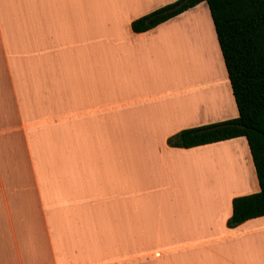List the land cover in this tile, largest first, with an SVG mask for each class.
Listing matches in <instances>:
<instances>
[{
    "label": "crops",
    "instance_id": "0c3cea01",
    "mask_svg": "<svg viewBox=\"0 0 264 264\" xmlns=\"http://www.w3.org/2000/svg\"><path fill=\"white\" fill-rule=\"evenodd\" d=\"M174 1L0 0V264H245L220 253L264 240V215L227 224L260 189L247 139L168 143L238 115L206 1L133 31Z\"/></svg>",
    "mask_w": 264,
    "mask_h": 264
},
{
    "label": "trees",
    "instance_id": "16d2710c",
    "mask_svg": "<svg viewBox=\"0 0 264 264\" xmlns=\"http://www.w3.org/2000/svg\"><path fill=\"white\" fill-rule=\"evenodd\" d=\"M202 1L210 9L238 115L183 129L168 143L188 148L239 136L247 139L260 189L233 198L227 222L233 227L264 215V0H175L135 19L132 29L147 31Z\"/></svg>",
    "mask_w": 264,
    "mask_h": 264
},
{
    "label": "rangeland",
    "instance_id": "374dc122",
    "mask_svg": "<svg viewBox=\"0 0 264 264\" xmlns=\"http://www.w3.org/2000/svg\"><path fill=\"white\" fill-rule=\"evenodd\" d=\"M207 29V28H206ZM206 29L204 30V37H203V42L205 43L203 46V50H202V55L204 56V58L207 60H217L219 63V67H220V61H219V57H217L215 55V49H214V46L212 45L211 43V37L209 36V33L207 31V34H206ZM205 40V41H204ZM189 45V44H188ZM189 49V46L187 47ZM191 50V49H190ZM200 51L197 50V47L195 46L191 51L187 52V54H191L192 57L194 56H197L199 54ZM185 54V53H184ZM180 72H181V75L183 74V66H182V61H181V53H180ZM184 57V56H183ZM215 57H217V59H215ZM208 63V62H207ZM209 64V63H208ZM214 64V63H212ZM221 69V67H220ZM222 70V69H221ZM222 72V71H221ZM231 151V154L233 156H235V158H238L239 155H240V149H238V147H233L232 149H230ZM214 162H212V164L210 165V173L207 174V178H206V187L209 188V189H213L215 186H217L215 183L217 178H220L222 174V172L220 171H216L217 167H219L220 165H218ZM220 168V167H219ZM208 179V180H207ZM253 236H256V235H245V236H242L240 238V242L241 244H238L237 246V249L234 248L232 249V247H230V249L228 250V252H223V253H220L221 255L227 253L228 255H234L235 253L236 254H239V253H243L244 255V262L245 264L248 263V264H254L252 259L254 258L255 260V263L256 264H264V249L262 250L261 248L263 247L264 248V240H258V243L255 245H252L251 244V240H252V237ZM255 238V237H254ZM263 238H264V235H263ZM257 238H255L256 240ZM225 249V248H223ZM252 250H256L254 253ZM234 252V253H233ZM252 252V253H251ZM261 254V256H260ZM263 254V255H262ZM250 256H253V258H250ZM261 258H262V261H261ZM224 264H236L235 262H232L231 260L229 262H224Z\"/></svg>",
    "mask_w": 264,
    "mask_h": 264
}]
</instances>
